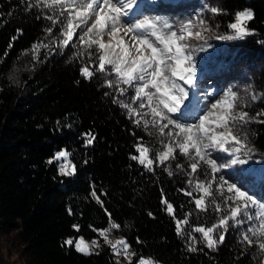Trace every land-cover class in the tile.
<instances>
[{"label":"trees","instance_id":"16d2710c","mask_svg":"<svg viewBox=\"0 0 264 264\" xmlns=\"http://www.w3.org/2000/svg\"><path fill=\"white\" fill-rule=\"evenodd\" d=\"M202 1L228 12L245 7L254 11L255 19L249 26L256 29V35L224 41V49L218 52L196 49L192 55L197 73L222 85L224 91H236L244 110L253 116L264 111V99L252 100V93L264 97V45L259 42L264 39V0ZM33 2L0 0V234L14 232L24 263L112 264L120 260L121 264H129L112 254L105 242H100L99 248L93 249L95 254L88 256L63 246L69 237L99 238V230L118 222L121 228L113 232L126 238L134 253L142 251L160 264H264V252L238 242L231 224L225 242L217 250L200 243L196 252L187 251L175 233L173 219L162 210L159 190L163 188L170 202L178 206L177 216L182 215L180 205L184 212H194L188 198L176 191L183 187L184 173L170 178L157 168L153 179L150 174H142L144 169L129 159L134 148L130 132L144 136L146 142L148 137L134 129L127 113L103 95L108 89L102 87V77L85 81L77 71L78 64L60 55L46 59L45 50H40V60L33 62L30 45L52 42L41 31L48 22L36 18L41 10L29 8ZM199 2L185 0L184 5L199 6ZM172 3L175 7L158 0L153 5L178 23L182 19L178 11L182 2ZM204 15L221 25L217 28L219 34L231 32L224 27L231 16L212 17L207 8ZM15 36L18 38L13 41ZM10 43L13 46L4 59ZM25 50L26 55L22 54ZM16 65L25 66L18 75L13 74ZM260 119L264 120V116ZM245 131L255 151L250 158L253 161L243 167L264 173V123H252ZM88 132L95 140L85 147L81 137ZM62 148L70 153L76 166L72 177L60 175L58 163H46ZM228 172L231 170L222 173L226 179ZM93 188L102 205L91 198ZM105 192L107 195H102ZM214 195L221 203L219 193ZM103 208L111 213V220ZM222 214L201 212L199 225L211 226ZM191 222L193 229L199 226L195 214ZM73 224L80 225L79 232L71 227ZM194 235L201 240V234ZM136 237L144 243L137 244Z\"/></svg>","mask_w":264,"mask_h":264},{"label":"snow or ice","instance_id":"6c2138e0","mask_svg":"<svg viewBox=\"0 0 264 264\" xmlns=\"http://www.w3.org/2000/svg\"><path fill=\"white\" fill-rule=\"evenodd\" d=\"M156 6L149 0H34L29 8L41 10L36 18L48 22L41 31L52 42L37 41L30 45L33 62H38L40 50H45L46 59L60 55L67 62L78 64L77 71L85 81L102 77V87L108 89L103 95L127 113L126 118L134 129L148 137L146 142L144 136L137 137L135 131L130 132L134 148L129 159L144 169L142 174H150L153 179L157 168L170 178L184 173L183 187L176 191L188 198L194 212H184L180 205L182 215L177 216L178 206L170 202L163 188L159 190L162 210L173 219L175 233L187 251L196 252L200 243L209 250H217L225 242L231 224L238 242L264 252V173L243 167L255 151L245 129L252 123H264L260 119L264 111L251 115L231 88L222 95L218 93L219 98L211 96L204 101L194 84L197 65L191 50L193 43H206L212 37L219 41H237L256 35V29L249 26L255 13L250 7L228 12L218 6L202 5L196 19L169 23L160 15L145 14ZM205 8L212 17L231 16L224 27L232 34L208 31L206 38L207 30L221 25L204 15ZM17 32L22 34V30ZM259 42L264 45V39ZM12 46L10 43L4 59ZM22 54L26 55L27 50ZM261 99L264 97L252 94L254 102ZM81 138L85 147L95 140L90 132L83 133ZM69 156L68 151L61 149L46 163H58L59 174L72 177L76 166ZM226 169L231 170L227 173L228 179L222 174ZM214 193H219L221 203H217ZM90 196L103 204L94 188L90 189ZM102 210L111 220L107 208ZM209 211L214 216L223 214L211 226L199 225V213ZM194 214L199 226L193 229ZM148 215L153 217L151 212ZM71 227L77 232L80 230L78 224ZM120 228L121 224L114 222L99 230L112 254L127 257L129 264H157L156 260L145 258L142 251L132 252L126 238L113 243L108 234ZM194 233L201 234L200 241ZM135 242L144 243L138 237ZM63 246L88 256L95 254L91 246L99 248L100 244L93 239L90 246L79 236L65 239ZM112 264H121V261L113 260Z\"/></svg>","mask_w":264,"mask_h":264},{"label":"rangeland","instance_id":"374dc122","mask_svg":"<svg viewBox=\"0 0 264 264\" xmlns=\"http://www.w3.org/2000/svg\"><path fill=\"white\" fill-rule=\"evenodd\" d=\"M156 1L157 0H149V3L154 4ZM158 2H161L163 5L165 4V6H174V7H175V5L172 2H174V3L177 2L180 4L182 2V4L179 6L178 11L182 12V19L181 20H185V21L189 18L196 19L197 13L200 12L199 6L207 5L202 0H200L199 6H198V3L193 4V5H184L185 0H158ZM142 7H143V5H142ZM145 14L149 15L150 17L155 16V15H160L163 18L168 19L169 23L174 22L173 19H171L169 15H167L166 13H162L161 10L159 8H157V6L153 9H151L150 11L145 12ZM208 31H214L217 34H219V32H218L219 29L212 28V29L207 30L204 33L206 35V38H207V32ZM228 33L232 34V31L228 32ZM209 44L211 45V47L208 46ZM224 46H225L224 41H219V40H216L214 37H212L211 39H207L206 43H204V42L193 43L191 45V50H192V54L195 56L194 52H196V49L203 50L204 52H207V53L208 52L213 53L214 51L215 52L221 51L222 49H224ZM22 69H25V66L16 65V67L13 70V74L18 75L19 71H21ZM207 78L208 77L203 78L201 76V74L197 73V78L194 79V84L196 85L198 83V85H199V86H197V89L199 90V94L200 93L203 94L200 96L203 98L204 101H206L211 96H217V98H219V95H222L224 92L223 86L219 85L217 83L210 82V80ZM189 87H191V86H189ZM218 93H219V95H218ZM190 95H191V93H190ZM62 149L66 150V148H62ZM59 150H61V149H59ZM69 159H70L71 163L74 164L73 161L71 160L70 156H69ZM249 162H252L251 159H249ZM257 227L259 228L258 222H257ZM108 238L113 243H115L118 239H123V237L119 236L118 234H115L113 231L109 232ZM84 239L88 242V244L90 246H91V241L93 239L97 240L99 242V244H100V242H104L102 237L93 238V239H86V238H84ZM91 247L93 249L96 248V246H91ZM131 251L133 252L132 249H131ZM116 256L124 262H129L127 257H121L120 255H116ZM145 258L153 259L150 256H145ZM0 264H25L24 259L21 255V245H20L18 239L15 237L14 232H12V233H10V232L9 233H1L0 234ZM157 264H160V263L157 261Z\"/></svg>","mask_w":264,"mask_h":264}]
</instances>
